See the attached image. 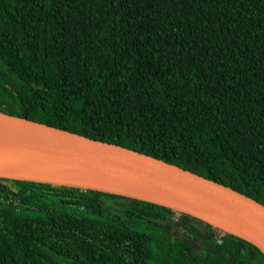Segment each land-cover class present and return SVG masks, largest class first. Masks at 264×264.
Here are the masks:
<instances>
[{
    "label": "trees",
    "instance_id": "obj_1",
    "mask_svg": "<svg viewBox=\"0 0 264 264\" xmlns=\"http://www.w3.org/2000/svg\"><path fill=\"white\" fill-rule=\"evenodd\" d=\"M0 112L132 149L264 205V0H0ZM0 264L264 256L151 203L0 178Z\"/></svg>",
    "mask_w": 264,
    "mask_h": 264
},
{
    "label": "water",
    "instance_id": "obj_2",
    "mask_svg": "<svg viewBox=\"0 0 264 264\" xmlns=\"http://www.w3.org/2000/svg\"><path fill=\"white\" fill-rule=\"evenodd\" d=\"M0 178L70 186L188 215L264 256V205L132 149L0 112Z\"/></svg>",
    "mask_w": 264,
    "mask_h": 264
},
{
    "label": "rangeland",
    "instance_id": "obj_3",
    "mask_svg": "<svg viewBox=\"0 0 264 264\" xmlns=\"http://www.w3.org/2000/svg\"><path fill=\"white\" fill-rule=\"evenodd\" d=\"M171 215H172V213H171ZM189 223L194 225V226H197V227H199L201 229H204V226L202 224H200L199 222L190 221ZM175 229H176V232L179 233V234H182L183 230H184L182 226H178V225H175Z\"/></svg>",
    "mask_w": 264,
    "mask_h": 264
},
{
    "label": "built area",
    "instance_id": "obj_4",
    "mask_svg": "<svg viewBox=\"0 0 264 264\" xmlns=\"http://www.w3.org/2000/svg\"><path fill=\"white\" fill-rule=\"evenodd\" d=\"M218 233L222 234L221 232L218 231Z\"/></svg>",
    "mask_w": 264,
    "mask_h": 264
}]
</instances>
